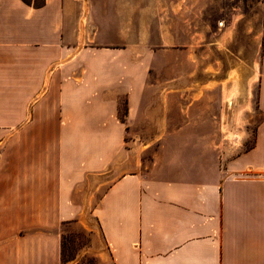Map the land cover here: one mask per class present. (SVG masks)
<instances>
[{
    "label": "crops",
    "instance_id": "1",
    "mask_svg": "<svg viewBox=\"0 0 264 264\" xmlns=\"http://www.w3.org/2000/svg\"><path fill=\"white\" fill-rule=\"evenodd\" d=\"M86 1L0 0V264H65V225L92 231L80 255L97 264H264V117L218 177L147 172L126 147L152 143L128 128L145 68ZM229 64L225 77L241 71Z\"/></svg>",
    "mask_w": 264,
    "mask_h": 264
},
{
    "label": "rangeland",
    "instance_id": "2",
    "mask_svg": "<svg viewBox=\"0 0 264 264\" xmlns=\"http://www.w3.org/2000/svg\"><path fill=\"white\" fill-rule=\"evenodd\" d=\"M85 3V10L96 11L95 21L109 22L107 39L118 47L128 43L141 58L135 73L145 68L143 120L128 128L134 133L144 129L152 143L126 144L141 168L152 172L175 164L179 173L183 166L194 178H215L228 161L253 145L264 117L253 75V68L258 73L264 61V0ZM121 22L123 31L118 32ZM235 57L241 58V71L225 77ZM125 112L123 103L119 118L127 122ZM166 125L168 132H175L169 140L159 134ZM92 234L88 228L65 225V264H97L94 255H80L91 245Z\"/></svg>",
    "mask_w": 264,
    "mask_h": 264
},
{
    "label": "trees",
    "instance_id": "3",
    "mask_svg": "<svg viewBox=\"0 0 264 264\" xmlns=\"http://www.w3.org/2000/svg\"><path fill=\"white\" fill-rule=\"evenodd\" d=\"M64 251H65V248H64V240H63V245H62V260H63V262H65Z\"/></svg>",
    "mask_w": 264,
    "mask_h": 264
},
{
    "label": "bare ground",
    "instance_id": "4",
    "mask_svg": "<svg viewBox=\"0 0 264 264\" xmlns=\"http://www.w3.org/2000/svg\"><path fill=\"white\" fill-rule=\"evenodd\" d=\"M82 38V37H81Z\"/></svg>",
    "mask_w": 264,
    "mask_h": 264
}]
</instances>
